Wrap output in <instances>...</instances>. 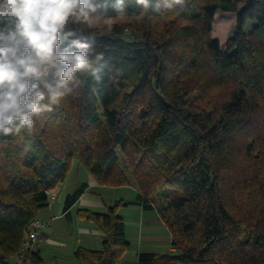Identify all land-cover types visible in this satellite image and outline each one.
Returning <instances> with one entry per match:
<instances>
[{"label": "trees", "instance_id": "trees-1", "mask_svg": "<svg viewBox=\"0 0 264 264\" xmlns=\"http://www.w3.org/2000/svg\"><path fill=\"white\" fill-rule=\"evenodd\" d=\"M113 2L85 33L96 37L89 54L104 53L100 80L89 77L31 132L0 135V264H11L73 160L100 184H134L136 201L158 209L174 250L139 252L137 264H264V0H185L159 13L126 0L125 15ZM218 9L237 17L224 45L213 36ZM166 186L180 193L161 207ZM121 204L78 210L105 237L77 258L116 264L130 249Z\"/></svg>", "mask_w": 264, "mask_h": 264}, {"label": "clouds", "instance_id": "clouds-1", "mask_svg": "<svg viewBox=\"0 0 264 264\" xmlns=\"http://www.w3.org/2000/svg\"><path fill=\"white\" fill-rule=\"evenodd\" d=\"M135 3L141 12L159 13L185 0ZM111 7L117 15L127 14L126 0H114ZM108 16L107 0H0V135L31 132L37 118L89 77L100 80L104 53L89 54L96 37L85 33L91 20ZM70 21L85 27L67 29ZM53 70L54 83L47 79Z\"/></svg>", "mask_w": 264, "mask_h": 264}, {"label": "crops", "instance_id": "crops-1", "mask_svg": "<svg viewBox=\"0 0 264 264\" xmlns=\"http://www.w3.org/2000/svg\"><path fill=\"white\" fill-rule=\"evenodd\" d=\"M137 196L138 190L134 184H100L80 161L73 160L65 180L49 192L48 205L43 207L37 216L46 223L36 246L37 253L42 257L40 264H43V247L57 235L53 228L56 220H59L57 224L79 228L77 245L99 249L105 237L104 231L94 222L81 218L78 210L87 208L105 212L108 206L120 201L124 204L119 206L118 213L125 222L126 236L131 242V247L122 254L116 264H137L138 254L142 251L166 253L174 250L171 246L172 235L158 209L145 208L140 201H136ZM135 245L136 247L132 248ZM166 248L164 251L158 250ZM132 253L133 258L130 255Z\"/></svg>", "mask_w": 264, "mask_h": 264}, {"label": "rangeland", "instance_id": "rangeland-1", "mask_svg": "<svg viewBox=\"0 0 264 264\" xmlns=\"http://www.w3.org/2000/svg\"><path fill=\"white\" fill-rule=\"evenodd\" d=\"M109 21L112 22L113 19ZM236 23L237 17L235 12L218 9L215 13L214 38H217L221 45H224L226 41L233 36L236 29ZM253 25L254 21L248 19L244 26L245 31H249ZM123 37L129 39L130 35L126 33ZM162 192L164 197L160 200L161 207L167 206L170 196L180 193L177 188L170 186L163 188ZM57 223H59V220H56L53 224L54 231H56L57 235L53 237L51 242L45 244L42 249L43 264H88L87 261L81 260L75 255V251L80 247V245H77L79 244V228ZM135 247L136 245L132 248ZM158 250L164 251L167 250V248ZM130 255H132L131 258H133L134 254L132 253Z\"/></svg>", "mask_w": 264, "mask_h": 264}, {"label": "built area", "instance_id": "built-area-1", "mask_svg": "<svg viewBox=\"0 0 264 264\" xmlns=\"http://www.w3.org/2000/svg\"><path fill=\"white\" fill-rule=\"evenodd\" d=\"M45 226L46 223L38 218L31 221L22 245L11 264H39L35 259L37 253L36 246L42 236V229Z\"/></svg>", "mask_w": 264, "mask_h": 264}]
</instances>
